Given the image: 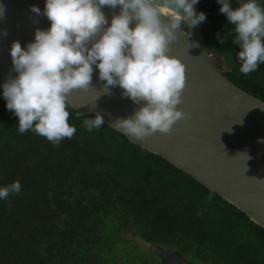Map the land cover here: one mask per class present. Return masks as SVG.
Instances as JSON below:
<instances>
[{
	"label": "trees",
	"instance_id": "obj_1",
	"mask_svg": "<svg viewBox=\"0 0 264 264\" xmlns=\"http://www.w3.org/2000/svg\"><path fill=\"white\" fill-rule=\"evenodd\" d=\"M194 8L206 16L198 27L211 61L238 53L218 1ZM259 66L222 73L264 102ZM67 110L77 131L53 145L18 132L0 89V187L21 184L19 194L0 199V264H126L116 245L130 233L193 263L264 264V230L244 213L104 124L88 131L84 120L93 116Z\"/></svg>",
	"mask_w": 264,
	"mask_h": 264
},
{
	"label": "clouds",
	"instance_id": "obj_2",
	"mask_svg": "<svg viewBox=\"0 0 264 264\" xmlns=\"http://www.w3.org/2000/svg\"><path fill=\"white\" fill-rule=\"evenodd\" d=\"M197 2L45 0L43 14L50 27L37 29L26 49L18 41L12 42L10 55L18 75L9 77L2 86L6 108L18 117V132L32 130L53 145L75 135L76 127L68 122L66 97L74 90L89 88L92 66L96 65L107 88L104 93L118 85L123 97L135 104L144 102L133 115L116 120L113 126L135 140L156 132L170 133L177 121L189 118V113L177 107L183 103L185 65L168 54L169 46L182 24L197 26L206 19L203 12L195 10ZM218 3L219 11L234 26L240 71L245 75L254 72L264 62V7L257 0H243L237 7L229 0ZM118 5L119 14L108 24L102 6ZM31 11L40 14L35 5ZM133 21L136 23L130 27ZM198 46L192 43V47ZM103 124L99 113L84 120L88 131ZM240 154L251 159L247 153ZM20 191V182L13 181L0 187V199Z\"/></svg>",
	"mask_w": 264,
	"mask_h": 264
},
{
	"label": "water",
	"instance_id": "obj_3",
	"mask_svg": "<svg viewBox=\"0 0 264 264\" xmlns=\"http://www.w3.org/2000/svg\"><path fill=\"white\" fill-rule=\"evenodd\" d=\"M32 5L40 9L39 15L31 11ZM0 6L3 90L6 80L18 75L10 55L12 42L18 41L26 49L34 41L35 31L47 30L50 21L43 14L45 0H0ZM101 10L110 24L112 16L119 14L120 6H102ZM184 26L186 31H176L168 54L185 65L183 103L177 107L189 113V118L177 121L170 133L156 132L144 140H135L113 126L116 120L133 115L144 102L135 104L123 97L118 85L110 86L109 92L104 93L107 88L99 79L96 65L92 66L89 88L68 94L67 105L79 114L95 117L99 113L104 125L120 133L130 144L158 155L264 230V102L236 86L211 61L198 25ZM193 42L199 46L192 47ZM240 153H247L251 159Z\"/></svg>",
	"mask_w": 264,
	"mask_h": 264
},
{
	"label": "rangeland",
	"instance_id": "obj_4",
	"mask_svg": "<svg viewBox=\"0 0 264 264\" xmlns=\"http://www.w3.org/2000/svg\"><path fill=\"white\" fill-rule=\"evenodd\" d=\"M232 1L238 5L243 2V0ZM257 3L264 7V0H257ZM214 59L216 60V63L220 69L223 71H231L233 68L239 69L241 66V62L238 59L237 53L225 54L223 57H214ZM259 67L260 66H258L254 72H258V70H260ZM128 235L131 236H128L129 242L124 243L123 246L116 245L119 250V256H121L123 259H128L126 264H172V261L168 260V257L170 256L172 260L175 261L177 255L175 256L174 253H172L173 255H168V257L163 256L164 253H162L167 251L175 252V249L169 250L164 246H158L157 244L146 241L133 233ZM179 256H182L184 260L190 258V256L185 253H181ZM188 262L189 264H192L190 261ZM197 264H199V262H197Z\"/></svg>",
	"mask_w": 264,
	"mask_h": 264
},
{
	"label": "flooded vegetation",
	"instance_id": "obj_5",
	"mask_svg": "<svg viewBox=\"0 0 264 264\" xmlns=\"http://www.w3.org/2000/svg\"><path fill=\"white\" fill-rule=\"evenodd\" d=\"M218 1V0H217ZM229 2H230V4H231V6H235V7H237V6H239L238 4H235L234 3V1H232V0H229ZM181 29H183L184 31H186V28H185V26L182 24V26H181ZM209 54V53H208ZM209 56H210V54H209ZM218 67V66H217ZM218 69L222 72L223 70L222 69H220L219 67H218ZM176 255H177V257H176V259H175V261L174 260H172L171 259V261H172V264H183V263H187L188 261L185 259H183L182 258V256H179V253L177 254V253H175ZM179 257H180V259H179ZM180 260H183L184 262H182V261H180ZM191 262V261H190ZM189 263V262H188ZM192 264H197V262H191ZM207 264V263H204L203 261H200L199 262V264Z\"/></svg>",
	"mask_w": 264,
	"mask_h": 264
},
{
	"label": "built area",
	"instance_id": "obj_6",
	"mask_svg": "<svg viewBox=\"0 0 264 264\" xmlns=\"http://www.w3.org/2000/svg\"><path fill=\"white\" fill-rule=\"evenodd\" d=\"M209 55V54H208Z\"/></svg>",
	"mask_w": 264,
	"mask_h": 264
}]
</instances>
